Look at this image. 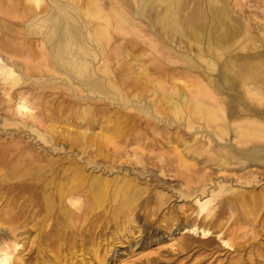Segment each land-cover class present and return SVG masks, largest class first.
<instances>
[{
  "label": "rangeland",
  "instance_id": "374dc122",
  "mask_svg": "<svg viewBox=\"0 0 264 264\" xmlns=\"http://www.w3.org/2000/svg\"><path fill=\"white\" fill-rule=\"evenodd\" d=\"M157 1H149V7ZM190 1L189 8L194 4ZM128 2L137 13L133 1ZM247 2L238 0L243 5ZM196 8L208 17L210 1L200 0ZM250 11L256 15V9ZM32 29L31 20L0 8V103L5 94L16 100L26 93L29 112L24 120L36 113L44 125L57 128L52 136L39 129L48 137L45 144L35 133H18L15 126H6V117H0V155L5 152L4 158L0 156V245L11 247L10 264H264V166L243 170L242 157H233L230 148L220 145L224 141L213 130L199 124L188 129L184 120L150 104L156 102L155 82L178 93L187 90L194 78L208 83L212 77L206 65L188 60L200 47L191 41L162 49L163 55L171 52L177 58L169 61L148 43H131L124 51L134 58V70L140 65L147 76L138 78L141 86L127 94L130 104L99 101L92 95L65 99V106H76L75 110L56 122L46 116L56 113L54 106L63 97H54V80L48 74L40 78L29 69L36 64L39 48ZM21 31L33 44L34 58L29 63L14 49L25 39L18 35ZM261 45L260 39L250 44L242 54L245 60L255 61L263 51ZM125 60L129 63L130 58ZM239 62L215 76L220 94L231 91L244 98ZM111 68H118L116 81L130 82L118 63H111ZM135 95L140 100H132ZM39 100H44L45 113L37 108ZM234 115L230 113L231 118ZM127 116L138 120L133 133L124 136ZM82 118L88 122L95 150L71 143L84 128ZM101 132L110 139L97 135ZM211 142L215 146L209 149ZM219 150L233 158L223 172L218 170L220 161L210 159ZM198 153L200 157L195 158ZM181 158L195 166L187 169ZM124 178L134 185L127 204L121 205L111 196ZM95 179L108 189L100 207L89 186ZM190 226L209 227L213 234L186 232ZM15 245L19 246L13 251Z\"/></svg>",
  "mask_w": 264,
  "mask_h": 264
},
{
  "label": "bare ground",
  "instance_id": "6f19581e",
  "mask_svg": "<svg viewBox=\"0 0 264 264\" xmlns=\"http://www.w3.org/2000/svg\"><path fill=\"white\" fill-rule=\"evenodd\" d=\"M132 1L137 13L133 12L128 0H10L7 5L0 0L1 9L4 8L23 20H31L32 33L39 39V48L35 56L36 64L29 69L39 74L40 78L48 74L54 80L51 87L55 92L54 97H63L54 106L56 113L47 115V120L58 122L65 112L75 110L76 106H65V99L79 100L92 95L98 97L99 101L108 99L130 104L127 94L141 86L138 78L147 76L146 70L140 65H136L137 72L134 70V58L124 51V47L131 43H148L160 58L170 61L177 58L171 52L163 55L162 49H174L177 45L192 41L200 50L196 56L187 54V57H195L188 60L204 63L212 78L208 83L194 78L187 90H181V93L160 81L155 82L153 96L156 102L150 104L161 112L165 109L177 119L184 120L188 129L199 124L213 130L224 141L220 145L230 148L233 157H242L243 170L264 166V0H249L247 5L239 4L238 0H209L211 10L208 17H202L196 8L200 0H193L194 4L190 8V0H158L153 8L149 7V1L152 0ZM163 9L164 15L160 16ZM250 9H256V15H251ZM18 35L25 39L14 44V49L23 54L29 63L34 58L32 41L25 31ZM256 39H260L263 47L261 55H256L255 61L245 60L243 52L250 44L253 46ZM127 58H130L129 63L124 62ZM235 61H240L237 74L244 82V98L239 93L234 95L230 91L220 94L216 90L218 80L215 76L227 71L229 66L235 67ZM113 62L119 64L121 73L130 82L126 81L122 85L116 81L114 77L117 76L118 68H111ZM229 63L232 64L228 65ZM175 94L179 98L176 99ZM4 96L7 98L0 103V117H6L5 125L15 126L18 133H35L36 138L49 144L48 137L39 129L52 136L51 133L57 128L54 125H44L36 113L24 120L29 112L24 102L26 93H21L16 100L9 94ZM132 100L140 98L135 95ZM43 102L44 100H39L37 108L42 107L45 113ZM5 105L9 107L7 110ZM41 112L40 110V115ZM143 113L149 114L146 111ZM230 113L235 115L231 118ZM137 120L134 116L124 119V136L133 133ZM81 124L84 128L77 140L71 142L72 145L95 150L96 144L89 140L90 128L85 118L80 120ZM97 135L110 139L104 132ZM212 146L215 145L211 142L208 148L212 149ZM4 155L5 152L0 155L1 158ZM200 155L198 153L195 158ZM210 159L220 161L222 165L218 166V170L223 172L233 158L228 152L219 150ZM2 161L4 163V159ZM181 162L187 169L195 166L187 164L182 158ZM202 164L207 167L208 162L204 161ZM133 185V180L121 179L111 198L126 205L129 189ZM89 186L96 206L100 207L103 198L108 196V189L101 185L99 179L90 182ZM136 193L134 192L132 199ZM206 206L207 203L201 205V211L206 210ZM186 232L203 236L213 234L209 227L197 229L190 226ZM18 246L15 245L13 251ZM12 255L9 245H0V264H10Z\"/></svg>",
  "mask_w": 264,
  "mask_h": 264
}]
</instances>
